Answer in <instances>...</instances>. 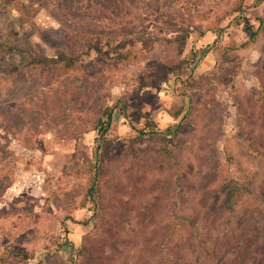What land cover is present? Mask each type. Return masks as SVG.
Listing matches in <instances>:
<instances>
[{"label": "rangeland", "instance_id": "374dc122", "mask_svg": "<svg viewBox=\"0 0 264 264\" xmlns=\"http://www.w3.org/2000/svg\"><path fill=\"white\" fill-rule=\"evenodd\" d=\"M247 5L0 0V255L29 254L4 264H72L73 254L81 264H264V0ZM96 41L130 54L90 51L56 79L1 73ZM207 43L197 68L184 69L190 49ZM181 89L190 112L173 140H135L131 123L163 122ZM114 103L125 113L113 112L96 169L97 117ZM95 169L97 205L86 197ZM251 179L228 208L232 183Z\"/></svg>", "mask_w": 264, "mask_h": 264}, {"label": "trees", "instance_id": "16d2710c", "mask_svg": "<svg viewBox=\"0 0 264 264\" xmlns=\"http://www.w3.org/2000/svg\"><path fill=\"white\" fill-rule=\"evenodd\" d=\"M250 6H246L245 8L256 7L263 2V0H249ZM237 10L240 12H245L244 9L241 8V1H238L236 5ZM91 17L94 14L90 15ZM242 18L246 19L244 15ZM96 21L101 22L99 19ZM99 25L102 23H98ZM127 25V24H126ZM129 32H132L135 35L136 40L143 42L144 35L141 30H136L134 27L129 25L127 27ZM222 31V29L220 30ZM190 30L187 28L182 30V34L178 37L179 42H184L189 37ZM199 36H203V32L199 33ZM251 38L256 35V31H250ZM212 48V43H207L201 47L195 48L192 47L188 54V58H186L182 62V66L184 69L189 70L191 73L194 71L197 66L201 63L202 59L208 54V52ZM92 51L95 53L96 57L106 59V58H114L116 60H125L128 58L130 53H121L117 52L114 56H111V51L109 49L104 50L102 45L96 41L88 45L85 51L82 53L74 52L67 53L66 51H59L56 56L47 57L41 55L37 58L30 59L25 62H19L16 64H12L7 70L1 71L4 78H13L20 72H27L34 74L35 71L38 72L41 77L49 76L52 79H56L62 72V70L71 69L76 66L79 62H81L84 58V55L89 54ZM182 82H187L188 79L181 80ZM188 86V84H187ZM175 82L166 80L164 84V90L170 91L174 93ZM181 99V105L178 107L177 111L174 113H167L163 115V122L160 120H155L151 118H146L142 126L138 124L131 123V129L135 132L134 139L141 140L145 138H152L158 136L160 139L165 142H170L176 136L177 132L180 130L182 123L187 119V114L190 112V99L185 89H181L178 93ZM50 101L55 100L54 93L51 95ZM52 102V104L54 103ZM120 106L124 112V103L118 104H106L101 113L97 117L96 123V137L94 138L95 145L92 150L93 157V168L96 167L98 162L100 161L101 152L104 146V143H107L106 134L109 129L113 126V112ZM125 113V112H124ZM169 121V123H166ZM165 123V124H164ZM94 170V178L92 183L87 187V195L86 197L89 199L91 203L98 204L100 199V188L96 184V175L97 171ZM253 183V179L248 180L244 185L238 183H232V187L230 188V192L226 197L225 203L228 208H231L233 204L236 202L237 195L249 194L251 190V185ZM4 255H0V264H4L7 261L16 260V261H27L29 258V254L26 251H13L9 248H4ZM73 262L72 264H81L79 262L80 254L72 255ZM36 264V263H35Z\"/></svg>", "mask_w": 264, "mask_h": 264}]
</instances>
